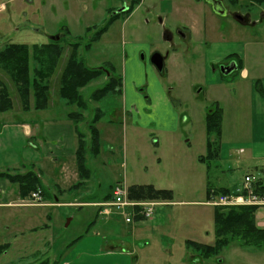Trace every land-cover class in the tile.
Masks as SVG:
<instances>
[{"label":"rangeland","instance_id":"374dc122","mask_svg":"<svg viewBox=\"0 0 264 264\" xmlns=\"http://www.w3.org/2000/svg\"><path fill=\"white\" fill-rule=\"evenodd\" d=\"M27 1L31 3L26 5ZM159 1L142 0L129 16L121 14L98 40L92 41L89 48L85 45L93 33L104 25L110 9L116 11L121 7L122 0L10 2L12 23H3L0 44L3 41L24 43L31 48L33 44L47 43L46 34L65 33L60 39L61 57L48 80L49 101L46 108L50 105L55 111L66 110V115L73 112L67 119L83 134L87 143V172L84 171L83 175L89 180L86 185L83 181L76 188L69 187V190L66 185H72L76 180L64 181L62 185L66 188L62 190L60 183H55L58 167L64 155H69L67 149L70 147L66 139L68 133L56 130L47 134L57 136L48 140L45 148L39 143V138L46 137L45 134L36 133L32 140L40 145V151L45 149L51 154V158L43 165L41 163V168H25L19 175L28 171L37 174L44 201H53L55 194L58 195L55 184L61 191L62 199L67 201H100L110 192V186L117 182L126 186L153 184L161 189H170L173 199L169 204L156 206L151 218L126 223L119 210L114 208L110 214L98 213L100 207L95 203H80L78 206L7 205L6 202L18 198H3L0 193V246H3L0 249V264H264L263 242L256 247L241 245L236 238L229 239L228 245L217 255L207 258L195 247L188 246L190 240L200 244H213L215 240L214 207L204 203L206 182H227L231 185L242 181L248 172L259 176L260 170L253 165H263L264 161L246 157L247 153H237L244 141L242 138L246 137L251 126L246 98L237 99L238 103L224 111L219 156L207 164L199 161V157L206 153V112L216 108L214 98L218 90L228 88L234 95L235 82L242 80L237 73H219L218 64H206L211 71L208 70L206 77L202 75L203 64H183L191 62L193 54L186 51L191 41L184 40L177 33V28L183 29V24L190 22L188 11L203 19L198 9L200 5L211 18L212 25L220 26L223 34L229 30L235 35V38L223 35L229 42L219 44L213 43L217 40L214 35L209 40L203 39L207 44H203L200 62L213 61L210 48L218 45L217 51L229 49L237 39L236 46L243 49L247 58L244 63L264 66V16L259 11L261 8L251 7L249 12L253 24L242 25L231 18H221L209 12L203 1L197 4L195 0H169V31L173 37L168 47L159 37L158 21L150 12ZM237 9L245 11L239 6ZM5 17V13L0 14V21ZM76 42L79 43L78 57L85 65L106 67L122 78L120 94H99L109 80L106 74H101L78 90L85 104L84 109L69 105L60 98V75L71 51L70 44ZM171 43L178 48L177 53H173ZM155 49L162 52L169 50V61L165 64L167 74H162L164 76L150 63L149 56ZM29 52L32 76L36 63L32 51ZM214 67L215 72L212 71ZM256 75L264 85V68ZM219 77L222 78V85H214L213 81ZM250 79L242 84L249 86ZM4 88L12 106L9 111L0 110V118H14L22 110L33 109L32 89L28 106L23 109L15 86L0 67V90ZM256 88L259 89V86ZM258 98L255 97V103ZM98 117L100 119L91 125ZM260 123L256 117L254 131ZM90 127H95L100 133L97 154L91 148ZM258 134H261V129ZM209 139L218 140L215 134H211ZM73 161L76 166L75 155ZM76 172L79 178L77 167ZM15 184H11L10 188L16 189ZM257 210L254 220L259 228H264V224H258Z\"/></svg>","mask_w":264,"mask_h":264},{"label":"trees","instance_id":"16d2710c","mask_svg":"<svg viewBox=\"0 0 264 264\" xmlns=\"http://www.w3.org/2000/svg\"><path fill=\"white\" fill-rule=\"evenodd\" d=\"M255 3L264 4V0H252ZM237 2V0H232ZM114 18H110L107 22L93 33L89 42L85 47L89 48L92 41L98 40L100 36L107 30L108 26ZM62 45L60 42L50 44H33L31 48L24 43H11L4 46L0 50V67L5 70L10 77L13 85L20 96L23 109L28 106V97L30 89L33 96L34 109L46 108L49 101L48 80L53 74L57 64V60L62 54ZM79 43L71 45V51L66 61V65L61 72L59 79V96L65 100L67 104L74 105L78 109L85 108L84 101L79 95L78 90L84 87L89 81L101 74H106L109 78L107 84L99 90V94L104 96L105 93L111 92L120 94L122 81L120 76H115L110 69L106 73V67H89L84 61L78 57L77 49ZM32 51L35 66L32 69L33 75H30L29 58ZM111 72V73H110ZM101 96V97H102ZM0 107L1 111L9 110L12 102L7 95L5 88L0 90ZM73 112L68 113V118ZM100 117L94 119L91 125L95 124ZM205 127L208 134L206 140V153L199 157V161L206 164L219 156V135L221 132V113L220 108L210 109L205 114ZM91 128V127H90ZM77 147L75 150V161L80 181L72 184L74 188L81 185L82 180L86 179L83 172H87L85 167V152L87 151L85 138L81 132L77 131ZM91 148L97 154L100 149V133L95 127L91 128ZM211 134L216 135L218 140H210ZM209 165H206L208 167ZM208 169V168H207ZM264 173V170H260ZM0 176L7 178L13 183H17L20 198L30 195L31 192L41 189L40 179L36 173L32 171L26 172L24 175L19 173L10 174L7 172L0 173ZM84 183V182H83ZM255 191L264 193V175L257 178L254 182ZM210 186L207 184V189ZM128 195L131 199H166L172 201L173 192L170 189L156 188L153 184H135L128 187ZM220 192H229L228 188H218ZM110 198V194L104 196L103 200ZM256 206H239L229 208H214V233L215 240L213 244H200L194 241H188V246L195 247L204 258L217 255L220 250L228 245L229 239H239L241 245H249L259 247L264 243V228H259L254 220ZM3 246H0V249ZM43 264V263H42Z\"/></svg>","mask_w":264,"mask_h":264},{"label":"crops","instance_id":"0c3cea01","mask_svg":"<svg viewBox=\"0 0 264 264\" xmlns=\"http://www.w3.org/2000/svg\"><path fill=\"white\" fill-rule=\"evenodd\" d=\"M189 17L188 25L190 27V31L187 32L190 34L189 40L191 41L190 44L186 46V51L188 53H192L193 56L191 58V62H186L183 64H203L202 66V75L203 77L207 76L208 70L210 71L209 67L207 68V65L209 62L207 61H202L200 62V53L203 52V40H202V35H201V29H202V22L199 16L195 15L193 12L188 11L187 13ZM218 30L217 28L212 25L210 27V33L211 35H214L217 37V40H213L214 44L220 43L218 40H223L224 42L226 41L224 38L219 39L218 37ZM235 36V35H234ZM235 38V37H234ZM235 43H233L232 47H229V49L222 50V51H217L218 45H215V48L209 49L211 52L212 60L213 61H218L221 59L226 53L232 52L235 54V56L239 57L242 59L243 64H239V77L242 81L235 82L237 85H235V89L232 92L231 90L228 91V88L222 90H218V93L215 96V103L216 107L220 108V113H221V131H222V122H223V117H224V111L226 108H229L228 106H234L237 102V99H245L246 104H248L249 111H250V116H251V126L249 128V131L246 134V137L242 138L243 143L242 146L245 147H239L237 153H247L246 157L251 156L253 159H257L260 161H264V85L263 82L261 81L260 77L256 75V73L259 70H263L264 66L262 64H245V58L243 54V49H239L237 45V39L234 40ZM178 49H173V53H177ZM247 59V58H246ZM211 62V61H210ZM250 70V71H249ZM215 72V69L212 70ZM211 72V71H210ZM162 75V74H161ZM164 76V75H162ZM211 77V76H210ZM249 86L243 85V81L249 79ZM213 83H216L214 85H222V78L219 77L216 81H213ZM234 83V82H233ZM259 86V89L256 87ZM221 92V94L219 93ZM258 96V101L255 103V97ZM165 98V94L163 95ZM54 106H48L47 108L43 109H28V110H22L20 115H17L13 117H3L0 118V173L2 172H7L10 174L14 173H22L25 168H41V163L42 165L44 164V161L47 159L51 158V154L44 151H40V145L33 143V138L36 136V133L39 134H45L46 137L43 135L42 138H39V143H41V146L45 148L46 143L48 140H51L52 138H55L57 135L55 134L54 136H48L47 134L51 131H61V132H67L68 134L66 135V139L69 142L70 147L67 149L68 152L67 154L69 155H64V159L61 161V164L59 165L58 169L59 171L57 172L58 175L55 177L57 181L55 183H60L61 190L66 188L69 190V187H72V185L68 184L63 187L62 184H64V181H80L81 179L78 178L77 172H76V166L74 164V161L72 162V159L74 158L75 155V150H76V145H77V132L75 129V126L73 123H71L67 119L66 113L68 111L62 110L61 112L52 110ZM10 110V109H9ZM6 110V111H9ZM6 111H1V112H6ZM129 111V110H126ZM63 112H65L63 114ZM131 112V111H129ZM24 114L25 116L23 117ZM22 115V116H21ZM21 117V118H18ZM64 116V117H63ZM258 117V122H261L260 125L257 127V130L254 131V122L255 118ZM261 129V134H258V132ZM173 131L175 129H172ZM246 148V149H245ZM219 150H220V145H219ZM229 150V149H228ZM42 152V153H41ZM44 152V154H43ZM61 153H63L61 151ZM230 154V153H228ZM59 155V156H60ZM57 156V158L59 157ZM61 157V156H60ZM57 163V161H56ZM254 168L257 170H264V164L259 165L256 163L253 165ZM14 170V173L12 172ZM247 174H252L250 172L246 173ZM264 173L260 171L259 176L253 175V178H259L263 176ZM244 175V176H245ZM89 179H83L85 181L83 185H86ZM241 181H238L236 183H233L231 185H228L227 182L217 184V183H212L209 180L206 182V187H205V193L207 191V184L211 188H228V190H233ZM74 183V182H73ZM15 184L11 181H9L7 178L0 176V193L3 194V198L9 197V196H15V200L8 201L6 202L7 205H15L17 202L21 199L19 197L18 193V187L16 185V189H11L10 185ZM113 185V184H112ZM110 186V188L112 187ZM56 190L58 189V195L55 194V198L53 201H44L45 205H56V204H68L71 206H78L80 203H95V204H100L104 201H79L77 199H70V200H65L62 199V195H60L61 191L59 190V187L57 184H55ZM158 188V187H156ZM64 192V191H62ZM110 193V192H109ZM107 195V194H106ZM104 195V196H106ZM103 196V198H104ZM58 197H61L59 199ZM96 205V206H97ZM256 218L258 221L259 225L264 224V211L262 208H259L256 213ZM144 220H136L135 222H141Z\"/></svg>","mask_w":264,"mask_h":264},{"label":"flooded vegetation","instance_id":"af4514ba","mask_svg":"<svg viewBox=\"0 0 264 264\" xmlns=\"http://www.w3.org/2000/svg\"><path fill=\"white\" fill-rule=\"evenodd\" d=\"M195 1L197 4L199 2L201 3V1H203L208 6L209 12L217 14L221 18L222 17H226L227 19L231 18L232 20H235L236 22H239L242 25H248V24L252 23V21L250 19V12H249L251 7H254V6L260 7L261 10H259V11L261 13V16L262 17L264 16V4H259V3L257 4L255 2H253L252 0H246L245 3H244L245 0L243 2H240V0H237V2H232V0H216V2L220 3V7H219L218 11L214 10V8H213L214 5L211 3L210 0H195ZM10 2H12V0H0V14L5 13V15H6V17L0 21V35L3 34V32H2L3 31V23L5 25H9L10 23H12L10 21L11 18L9 17L10 12H11V9L9 6ZM30 3H31V1L25 2L26 5H29ZM122 3L123 4L121 5V7L118 10L113 11V8L109 10L110 14H109V17L107 18V20H109L110 18L113 17L114 18V20L112 21V23H113L121 14H126L127 16H129L133 12V10L142 3V0H122ZM238 6L240 9L244 8L245 11H241L238 9L236 10V7L238 8ZM171 8L172 7H170V9ZM198 9H200V13L202 14V17H203V19L201 20V22H202V29H201L202 37L201 38H202V40L206 39V38L209 40L210 36H211L210 27L212 26L211 20H210L211 18L206 13V11L203 7L198 5ZM177 10H179V9H177ZM150 12L154 14L155 18L158 21L157 24H158V28H159V37H161L166 42L167 46L169 47V41L172 42V37H173L171 32L169 31V0H160L156 6L152 7ZM107 20H106V22H107ZM216 28L219 31L218 32L219 39L224 38L226 40L225 42L223 40L222 41L219 40V42H224V43L229 42V40H227L225 37H223V35H226L229 38H231L233 36V38H234V35L231 31L225 30L226 33L223 34L220 26H218ZM183 29H184V31H183ZM183 29L177 28V33L184 40L190 39L189 38L190 34L187 33L190 31V27L188 25V22L183 24ZM14 30L17 31L18 28L15 27ZM64 35H65V33H60V32L46 34L45 37L47 39V43H43V44L60 42V39ZM203 42H204V45L207 44L206 43L207 41L203 40ZM11 43H13V42H7V41L1 42L0 50L4 46H8V44H11ZM71 45L72 44H70V46ZM171 48L172 49H178L173 43H171ZM206 49H208V47H206ZM155 53L161 54L162 60H163V72L165 73L164 75H166L167 70H166L165 64H167V62L169 61V50L162 52V51L155 49L149 56L150 57L149 60H150L151 64H153L151 62V58ZM209 63L210 64H218V68H219L218 70L220 71L219 73H221V74H223L222 70H227V69L231 68L234 64L236 65V68L231 70V72H229V73H239V71H240L239 64H243L242 59L235 56V54L232 52L226 53V55H224L218 61H212ZM214 69H215V67H214ZM163 72L161 74H163ZM229 73H227V74H229ZM223 75H225V74H223Z\"/></svg>","mask_w":264,"mask_h":264},{"label":"built area","instance_id":"2783aa9c","mask_svg":"<svg viewBox=\"0 0 264 264\" xmlns=\"http://www.w3.org/2000/svg\"><path fill=\"white\" fill-rule=\"evenodd\" d=\"M111 202L104 204L105 213H109L111 207H115L125 215L127 222L135 216L150 218L153 215L155 207L160 202L154 200H130L127 197V188L122 184H116L112 188ZM206 204L215 207H231L240 205H255L264 207V193H257L254 190L253 179L246 175L241 184H239L230 193H217L210 191ZM19 205L37 206L42 205L41 191H33L28 198L22 199Z\"/></svg>","mask_w":264,"mask_h":264},{"label":"water","instance_id":"95a60500","mask_svg":"<svg viewBox=\"0 0 264 264\" xmlns=\"http://www.w3.org/2000/svg\"><path fill=\"white\" fill-rule=\"evenodd\" d=\"M211 3L214 5V10L218 11L219 7H220V3L216 2V0H210ZM151 62L153 63L154 67L158 70V71H162L163 69V60H162V56L160 53H155L152 58H151ZM236 65L234 64L231 68L227 69V70H222L223 74H227L229 72H231V70L235 69Z\"/></svg>","mask_w":264,"mask_h":264}]
</instances>
